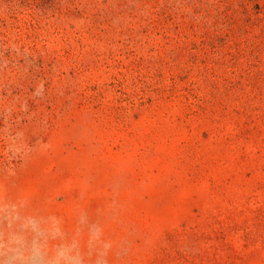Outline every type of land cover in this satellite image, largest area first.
Listing matches in <instances>:
<instances>
[{
    "label": "rangeland",
    "instance_id": "1",
    "mask_svg": "<svg viewBox=\"0 0 264 264\" xmlns=\"http://www.w3.org/2000/svg\"><path fill=\"white\" fill-rule=\"evenodd\" d=\"M0 196L113 264H264V0H0Z\"/></svg>",
    "mask_w": 264,
    "mask_h": 264
},
{
    "label": "clouds",
    "instance_id": "2",
    "mask_svg": "<svg viewBox=\"0 0 264 264\" xmlns=\"http://www.w3.org/2000/svg\"><path fill=\"white\" fill-rule=\"evenodd\" d=\"M28 208L25 198L0 196V264H113L126 254L127 242L106 236L86 209L69 228L55 213Z\"/></svg>",
    "mask_w": 264,
    "mask_h": 264
}]
</instances>
